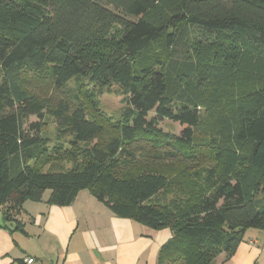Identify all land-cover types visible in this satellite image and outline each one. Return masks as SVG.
<instances>
[{
  "label": "trees",
  "instance_id": "1",
  "mask_svg": "<svg viewBox=\"0 0 264 264\" xmlns=\"http://www.w3.org/2000/svg\"><path fill=\"white\" fill-rule=\"evenodd\" d=\"M199 35L253 53L246 62L250 73L264 70V0H0L4 220L17 221L22 204L40 200L46 190L48 202L62 206L87 187L116 216L171 229L158 264H215L218 256L234 253L245 230L264 229L261 77L251 75L253 80L241 82L236 95L222 96V127L230 124L229 135L249 145L248 155L222 145L216 155L219 170L204 169L203 185L183 187L167 207L153 202L168 185L167 175L157 168L158 155L147 163V154L133 146L142 137L150 143L162 139L158 123L163 119L177 125L172 136L177 145L193 143L204 118L205 89H192L186 81L196 69L186 52ZM159 45L169 58L143 63ZM27 71L43 76L65 96L46 107L22 89ZM86 85L97 90L116 85L124 95L121 116L108 124L89 116L80 96ZM45 110L55 119L58 138H67L64 150L74 149L70 168L41 170L58 163L53 151L64 148L60 143L49 149L50 138L41 133ZM29 116L36 120L25 123Z\"/></svg>",
  "mask_w": 264,
  "mask_h": 264
},
{
  "label": "rangeland",
  "instance_id": "2",
  "mask_svg": "<svg viewBox=\"0 0 264 264\" xmlns=\"http://www.w3.org/2000/svg\"><path fill=\"white\" fill-rule=\"evenodd\" d=\"M117 30L118 28L115 27V36ZM192 45L193 47H188L186 54L194 60L196 69L186 81L192 89H205L202 93L205 107L200 108L204 118L202 124L195 131L193 143L187 147L177 145L172 139V136H176L178 133L177 125L168 119H163L158 123V128L164 134L162 139H159L157 143H150L144 141V137H142L141 140L133 144L136 152L147 154L145 159L147 163L155 161L154 155H158L156 160L159 165L157 168L168 177L167 188L158 194L153 201L162 208L167 207L174 198L179 197L183 187L203 185L205 175H207L204 169L219 170L220 161L216 155L217 151L222 149V145H233L243 155H248L249 145L237 144L229 135L230 124L226 123L225 128L222 127V96L236 95L242 87L241 82H250L251 80L247 78H251V75L253 78L261 77L264 81L263 69L259 71L257 69L255 73L252 72L251 74L249 66L246 65V62L251 60L253 53L248 55L242 50L238 52L232 46L222 47L219 43L211 42V40L206 41L205 37L200 35L196 37V43ZM181 51H185V49ZM167 58H169V52L159 45L147 58L143 59V63L154 65L156 59L164 61ZM237 58H240V64H237L235 71ZM210 65H214V67ZM22 76L24 77L21 82L22 89L35 96L37 100L42 101L46 107L57 102L59 97L65 96L60 91L55 90L48 80L41 75L34 76L27 71L23 72ZM253 78L251 79L253 80ZM68 85L76 91V84L73 81ZM80 96L87 114L96 116L107 124L117 120L125 108L124 95L116 85L100 90L92 85H86L81 88ZM44 112V124L41 133L50 138L49 149L60 143L63 144L64 148L53 151L58 163L47 164L41 170L44 172L59 170V165L70 168L72 166L71 158H74L72 152L74 149L70 147L69 150H64L68 146L67 138H58L55 119L46 110ZM152 115L153 113L149 114L150 117ZM35 120V117L29 116L24 122ZM106 131L109 133V128ZM110 133L113 132L110 131ZM104 139L105 137L101 136L98 140L101 142ZM164 152H172L174 156L161 157L160 154ZM136 154L141 158L140 153ZM144 164L145 162L139 165L143 166Z\"/></svg>",
  "mask_w": 264,
  "mask_h": 264
},
{
  "label": "crops",
  "instance_id": "3",
  "mask_svg": "<svg viewBox=\"0 0 264 264\" xmlns=\"http://www.w3.org/2000/svg\"><path fill=\"white\" fill-rule=\"evenodd\" d=\"M26 200L17 221L4 220L0 206V264H158L172 231L116 216L92 191L81 188L68 205ZM215 264H264V229L248 228L234 253Z\"/></svg>",
  "mask_w": 264,
  "mask_h": 264
},
{
  "label": "built area",
  "instance_id": "4",
  "mask_svg": "<svg viewBox=\"0 0 264 264\" xmlns=\"http://www.w3.org/2000/svg\"><path fill=\"white\" fill-rule=\"evenodd\" d=\"M23 262L24 264H35V259L33 257H26Z\"/></svg>",
  "mask_w": 264,
  "mask_h": 264
}]
</instances>
